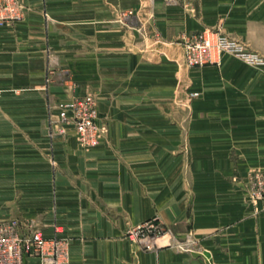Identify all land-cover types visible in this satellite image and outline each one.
<instances>
[{"label":"crops","instance_id":"0c3cea01","mask_svg":"<svg viewBox=\"0 0 264 264\" xmlns=\"http://www.w3.org/2000/svg\"><path fill=\"white\" fill-rule=\"evenodd\" d=\"M20 2L0 27V221L66 239V264H264L247 185L264 171V66L189 68L183 50L219 29L264 57V0ZM85 94L104 132L90 150L54 124ZM155 216L190 249L126 237Z\"/></svg>","mask_w":264,"mask_h":264},{"label":"built area","instance_id":"2783aa9c","mask_svg":"<svg viewBox=\"0 0 264 264\" xmlns=\"http://www.w3.org/2000/svg\"><path fill=\"white\" fill-rule=\"evenodd\" d=\"M24 7L20 0H0V27L22 19ZM185 62L189 68L218 65L223 56H231L249 66H264V57L248 50L243 44L223 34L219 29L205 30L186 37L183 43ZM55 125L71 128L79 147L90 150L103 137V127L98 122L96 102L92 95L72 96L55 105ZM61 133L64 134V129ZM248 195L252 204L264 213V171L248 176ZM126 237L145 252L164 247L188 251V242L173 241L171 231L155 216L126 231ZM29 258H39L42 264H66L67 240L54 235L49 239L40 232L23 235L15 220L0 221V264H25Z\"/></svg>","mask_w":264,"mask_h":264}]
</instances>
